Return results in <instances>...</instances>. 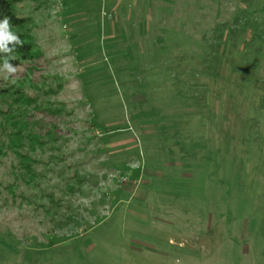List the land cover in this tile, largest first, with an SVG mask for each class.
Masks as SVG:
<instances>
[{"label": "rangeland", "instance_id": "374dc122", "mask_svg": "<svg viewBox=\"0 0 264 264\" xmlns=\"http://www.w3.org/2000/svg\"><path fill=\"white\" fill-rule=\"evenodd\" d=\"M17 11L0 264H264V0Z\"/></svg>", "mask_w": 264, "mask_h": 264}, {"label": "trees", "instance_id": "16d2710c", "mask_svg": "<svg viewBox=\"0 0 264 264\" xmlns=\"http://www.w3.org/2000/svg\"><path fill=\"white\" fill-rule=\"evenodd\" d=\"M20 2L21 0H0V19L4 17L10 18L12 30L24 41L22 45L15 47L14 54L16 59L10 61L14 66H19L22 62L34 60L36 50L34 38L30 33L32 20L19 15L17 6ZM1 83L2 80L0 79V92L4 93L5 91L2 90Z\"/></svg>", "mask_w": 264, "mask_h": 264}, {"label": "clouds", "instance_id": "9594fccd", "mask_svg": "<svg viewBox=\"0 0 264 264\" xmlns=\"http://www.w3.org/2000/svg\"><path fill=\"white\" fill-rule=\"evenodd\" d=\"M12 28L10 18L0 19V79L5 81L17 74L19 66H14L10 61L16 59L15 47L24 43Z\"/></svg>", "mask_w": 264, "mask_h": 264}]
</instances>
